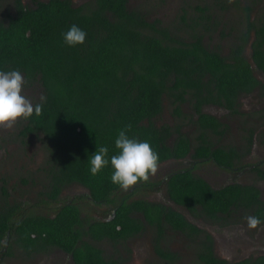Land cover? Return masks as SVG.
Wrapping results in <instances>:
<instances>
[{
    "label": "trees",
    "instance_id": "1",
    "mask_svg": "<svg viewBox=\"0 0 264 264\" xmlns=\"http://www.w3.org/2000/svg\"><path fill=\"white\" fill-rule=\"evenodd\" d=\"M32 1L33 6H28L14 0V14L0 21V71L18 70L28 83L37 81L42 87L46 99L33 104L42 105V114L23 119L20 132L41 135L48 161L55 164L52 185L56 192L61 183L75 181L85 185L95 199L110 198L119 189L111 181L110 157L118 152L114 142L121 130H127L130 138L149 142L159 154V163L186 155L191 147L188 136L179 127L157 126L153 121L165 97L177 114L187 102L197 115V156L230 164L227 159L233 152L211 149L204 137L208 130L218 133L222 128L202 107L215 105L237 112L239 94L257 83L245 56L252 36L251 58L264 72V22L252 21L246 14L236 41L222 55L203 38V31H210L213 24L208 21L207 6L200 8L187 37L156 27L158 21L149 22L142 12L129 9L127 0H92L79 6L71 0ZM73 24L87 33L85 42L74 47L63 38ZM172 136L173 142L168 143ZM101 146L109 150V165L93 176L90 161ZM166 189L175 204L204 220L234 212L241 204L250 203L249 209L262 204L253 186L231 184L215 189L188 171L170 176ZM130 209L143 212L152 226L165 222L180 230L199 231L180 212L140 200L119 204L112 222L90 224V231L116 237L117 226L122 232L138 230L141 223L127 216ZM3 224L1 219L0 229ZM79 225L77 210L67 205L53 219L25 218L19 227L20 239L33 244L31 231L46 233L50 242L70 251L76 263L104 264L96 248L79 246ZM210 245L200 259L217 264Z\"/></svg>",
    "mask_w": 264,
    "mask_h": 264
},
{
    "label": "flooded vegetation",
    "instance_id": "2",
    "mask_svg": "<svg viewBox=\"0 0 264 264\" xmlns=\"http://www.w3.org/2000/svg\"><path fill=\"white\" fill-rule=\"evenodd\" d=\"M245 56L248 58L246 53ZM248 61L250 62L249 58ZM252 70L257 83L250 91L239 94L237 112H235L238 113L245 108L243 98H253L251 106L256 114L247 129L238 130L234 127L232 134L236 135L230 137L229 120L209 109V107L220 106L205 105L202 107L203 112L219 120V126L222 128V131L218 133L208 130L204 137L211 149L219 147L233 152L227 159L230 164H220L209 156H197L199 153L196 149L200 134L198 130L193 138L185 133L191 145L186 155L179 158H168L159 163L163 171L153 182L138 183L128 191L119 188L111 194L110 198L105 199L91 197L89 189L75 181L61 183L56 192L52 185L55 164L48 161L46 147L44 149L47 152V160L41 165L34 164L23 171H19L21 167L16 169L13 165L10 168L7 166L0 168V220H5V225L3 224L0 229V264H78L70 251L50 242L46 233L36 234L31 231L33 244L24 243L20 239L19 227L25 218L53 219L67 205L77 210L80 219V225L77 226L81 232L78 239L79 246L83 247L87 244L96 248L104 264H131L130 254L133 242L137 244L136 255L141 262L143 259L144 261L164 262V264H181L185 259L184 255H187L190 262L192 260L194 264H208L200 259V255H204L211 244L210 250L219 259L217 264H244L246 261L251 264V262L260 260L264 264V227L249 229L246 222V217L249 215L264 221V131L261 130L264 129V72L256 68V65L252 67ZM247 108L250 109V105ZM225 110L234 113L228 109ZM195 125L199 129L198 123ZM18 134L23 138L35 135H21L20 130ZM212 135L215 136L214 139ZM173 140L172 137L168 142L172 143ZM206 164L210 165L219 175L212 176L205 167H200ZM185 171L204 179L215 189L231 184L253 186L259 190L262 204L259 203L253 209L247 208L250 205H246L250 203L241 204L234 212L222 213L220 218L216 217L211 220L196 218L187 209L175 204L167 195L168 178L175 173ZM21 175H24L26 179L21 178ZM16 177H19L18 180ZM17 181L19 186L28 189V194L21 196L14 188L13 185ZM66 191L68 194L63 197ZM54 194L56 196H53ZM137 200L170 207L180 212L199 231H191L187 227L180 230L165 222L161 227L152 226L147 222L143 212L132 209L127 212V216L141 223L138 230L129 229L122 232L117 226L120 232L116 237L110 236L107 232L102 236H97L90 231V224L112 222L116 217L119 204L123 202L131 204ZM113 245H116L118 249H113L111 247ZM159 250L165 254H161ZM33 258L37 262L27 261Z\"/></svg>",
    "mask_w": 264,
    "mask_h": 264
},
{
    "label": "rangeland",
    "instance_id": "3",
    "mask_svg": "<svg viewBox=\"0 0 264 264\" xmlns=\"http://www.w3.org/2000/svg\"><path fill=\"white\" fill-rule=\"evenodd\" d=\"M13 1L0 0V21L5 22L9 15L14 14L15 7ZM71 1L74 6L92 2V0ZM22 2L25 5L33 6L32 0H22ZM127 6L129 9L142 12L149 22L155 23L158 21L156 27H165L173 33H180V36L187 37L190 36L188 33L191 31L190 26H195V21L199 19L200 8L207 6L209 8L208 21L213 24L210 31H203V38L207 45L215 49L218 48L222 55H227L229 48L236 41V36L240 29L239 26H241V21L245 19L246 14L252 21L264 22V0H232L231 3H229V0H127ZM252 40L253 36L250 38L245 50L248 57H250L249 44ZM42 93V87L37 81L32 83L26 81L22 92L32 104L40 99ZM252 104L253 98L245 97L243 98L245 108H242L238 113H230L222 107H209V109L229 120L231 124L228 129L231 133L229 136L235 137L236 134H232V131L235 129L234 127L238 130H245L249 127L248 124L252 123V119L256 114V111L252 110ZM249 105L250 109L247 108ZM195 118L196 114L191 109L189 103H182L180 105V112L177 114L170 100L165 97L162 102V111L153 121L157 126L166 124L172 129L179 127L182 132L187 133L188 136L193 138L198 132V128L195 127ZM21 125L22 119L18 120L12 128H0V168L4 166L10 168L13 165L16 169L21 167L19 171H23L26 168H30L31 165L37 164L38 166L47 160V152L44 149L45 143L41 135H31L27 138L20 137L18 132ZM261 130L264 131V129ZM214 137L212 135L213 139ZM200 167H205L207 172L212 176L219 175L208 164ZM162 171L163 169L159 166L158 172L149 181L153 182V180L157 179ZM18 178L16 177L17 180ZM21 178L26 179L24 175H21ZM13 186L19 191L21 196L28 194V189L19 186L18 181ZM67 194V191L63 193V197ZM140 239L143 240L142 237ZM107 245L109 246V244ZM111 247L118 249L116 245ZM136 247V242H133L130 254L131 264H164V262L144 261L143 259L141 262L136 255ZM184 257L185 259L181 264H194V261L191 260L190 262V258L188 259L187 255H184ZM27 261L32 263L37 262L35 258Z\"/></svg>",
    "mask_w": 264,
    "mask_h": 264
},
{
    "label": "clouds",
    "instance_id": "4",
    "mask_svg": "<svg viewBox=\"0 0 264 264\" xmlns=\"http://www.w3.org/2000/svg\"><path fill=\"white\" fill-rule=\"evenodd\" d=\"M86 36L87 33L75 24L63 34L64 42L73 47L83 44ZM25 83L18 70L0 71V128H12L18 120L28 119L33 113L37 116L42 114V105H33L22 94ZM40 99L44 101L46 98L41 96ZM114 143L118 152L110 157L113 184L128 191L138 183H147L156 175L160 158L149 142L130 138L127 130H121ZM108 152L106 146H101L92 155L90 172L93 176L109 165ZM246 222L249 229L264 227V221L256 216H247Z\"/></svg>",
    "mask_w": 264,
    "mask_h": 264
},
{
    "label": "water",
    "instance_id": "5",
    "mask_svg": "<svg viewBox=\"0 0 264 264\" xmlns=\"http://www.w3.org/2000/svg\"><path fill=\"white\" fill-rule=\"evenodd\" d=\"M251 44V43H250ZM249 44V45H250ZM249 51H250V57H248L249 58V60H250V64H251V66L252 67H254L255 66V63H254V61L252 60V58H251V47L249 46Z\"/></svg>",
    "mask_w": 264,
    "mask_h": 264
}]
</instances>
